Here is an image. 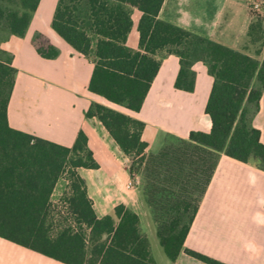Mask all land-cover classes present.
I'll return each mask as SVG.
<instances>
[{
    "label": "crops",
    "instance_id": "0c3cea01",
    "mask_svg": "<svg viewBox=\"0 0 264 264\" xmlns=\"http://www.w3.org/2000/svg\"><path fill=\"white\" fill-rule=\"evenodd\" d=\"M58 2L41 0L26 35L12 36L2 45L14 56L18 71L8 104L10 127L69 148L83 131L99 167L77 173L97 218L114 215L119 205L136 213L156 264H207L188 250L224 264H264V171L189 139L191 131L208 133L212 128L205 108L213 78L203 61L204 48L196 43L183 58L190 63L185 68L194 82L192 92L175 87L182 69L175 50L181 48L158 49V74L141 110L134 112L89 91L91 58L52 29ZM260 2V15L254 16L248 0H164L157 19L261 62L264 30L249 32L257 21L264 29V0ZM141 18L142 12L133 9L126 41L133 50H140ZM53 49L57 55L48 58ZM92 103L145 123L142 140L148 147L139 173L131 174L128 157L102 123L86 118ZM253 124L264 143V94ZM61 179L51 195V209L63 207L64 195L56 194ZM57 212L64 222L57 230L70 226L77 231L70 209ZM169 235L175 243L172 255L163 243ZM0 264L65 263L0 237Z\"/></svg>",
    "mask_w": 264,
    "mask_h": 264
},
{
    "label": "trees",
    "instance_id": "16d2710c",
    "mask_svg": "<svg viewBox=\"0 0 264 264\" xmlns=\"http://www.w3.org/2000/svg\"><path fill=\"white\" fill-rule=\"evenodd\" d=\"M40 1L0 0V237L65 264H156L136 213L119 205L114 215L97 218L85 181L77 173L79 168L99 167L83 131L69 148L9 125L8 104L18 71L14 56L2 45L12 36L26 35ZM163 2L59 0L51 25L74 50L91 58L94 71L89 91L134 112L141 110L158 74L161 61L155 58L156 52L166 46L181 48L175 50L182 61L175 87L193 91L194 82L185 68L190 63L183 58L199 43L213 78L205 108L212 128L208 133L191 131L189 139L264 171V143L253 124L264 94V59L260 62L158 20ZM133 9L142 12L140 50L126 45ZM263 30L259 21L249 28L250 35ZM57 53L53 49L48 58ZM85 116L100 121L123 154L142 165L148 147L142 140L144 122L99 103H92ZM66 172L71 195L65 201L78 229L65 226L53 234L50 198ZM3 179L10 181L3 184ZM173 242L171 235L163 239L170 255ZM187 253L207 264H224L190 250Z\"/></svg>",
    "mask_w": 264,
    "mask_h": 264
},
{
    "label": "rangeland",
    "instance_id": "374dc122",
    "mask_svg": "<svg viewBox=\"0 0 264 264\" xmlns=\"http://www.w3.org/2000/svg\"><path fill=\"white\" fill-rule=\"evenodd\" d=\"M249 7H250V4H249ZM250 10L254 14V16L260 15V12H256V11L252 10L251 7H250ZM128 159H129V163H130V169L133 170L134 174L139 173V169H140L141 165L135 164L138 160L130 159V158H128ZM133 162H134V164H133ZM66 181L69 182V174L67 172L62 176V179L60 181V184L58 186V191H56V194L62 193L64 195V198L67 200L71 194H70V189H69L70 184H67ZM60 210H64V208L63 207L60 208V207L56 206L54 209H51V217H52V222H53L52 223L53 224V229H52L53 234L56 233L58 227L64 225L62 218L56 217L57 213H58L57 211H60Z\"/></svg>",
    "mask_w": 264,
    "mask_h": 264
},
{
    "label": "built area",
    "instance_id": "2783aa9c",
    "mask_svg": "<svg viewBox=\"0 0 264 264\" xmlns=\"http://www.w3.org/2000/svg\"><path fill=\"white\" fill-rule=\"evenodd\" d=\"M250 7L252 10L256 11V12H260L261 11V2L260 0H248ZM61 204L63 205L64 210H69V204L67 203V201H62Z\"/></svg>",
    "mask_w": 264,
    "mask_h": 264
}]
</instances>
